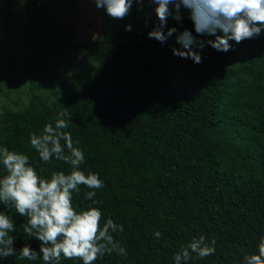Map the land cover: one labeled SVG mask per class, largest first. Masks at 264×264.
Instances as JSON below:
<instances>
[{"label": "trees", "instance_id": "trees-1", "mask_svg": "<svg viewBox=\"0 0 264 264\" xmlns=\"http://www.w3.org/2000/svg\"><path fill=\"white\" fill-rule=\"evenodd\" d=\"M171 27L197 35L184 15L169 18L164 31ZM150 30L131 31L127 42L115 36L93 42L97 77L75 84L53 108L32 94L24 108L5 112L0 148L28 155L44 178L68 173L63 161H41L30 135L70 113L64 131L84 153L80 168L104 181L94 206L104 221L124 228L112 235L127 256L106 254L95 264H174V254L200 235L215 239V254H193L188 264H242L264 236V48L229 41V62L204 47L196 64L173 55L180 47L175 34L160 43ZM34 61L42 66L39 57ZM88 191L81 185L73 192L77 212L92 203ZM0 211L15 222L17 249L0 264H44L42 256L18 259L24 244L38 252L40 242L23 232L26 218L14 208L0 204Z\"/></svg>", "mask_w": 264, "mask_h": 264}, {"label": "clouds", "instance_id": "clouds-1", "mask_svg": "<svg viewBox=\"0 0 264 264\" xmlns=\"http://www.w3.org/2000/svg\"><path fill=\"white\" fill-rule=\"evenodd\" d=\"M97 9H104L113 19H124L133 4L142 9L144 0H93ZM156 5L154 11L159 23L149 31L148 37L165 43L175 34L180 47H173V55L203 62L202 50L205 43L221 52H228L232 45L259 37L264 32V0H149ZM170 5L172 8H170ZM189 11L194 31L167 28V19L172 16L181 21V8ZM174 9V10H173ZM139 10V9H138ZM127 31L131 25H126ZM222 33V35L217 33ZM214 36V40L200 39L199 36ZM64 117H68L65 120ZM71 119L67 110L58 114L55 125L44 126L40 135H30V144L41 161L47 163L53 157L70 166V171L56 172L50 178L42 177L32 166L28 155L0 148V204L14 208L26 218L23 232L40 242L39 251L27 243L19 248L18 259L36 261L42 256L44 264H60L61 259H79L83 264H95L98 258L115 253L127 256V251L112 233L123 232V225H117L111 218L104 221L103 212L95 207L96 190L104 187V181L97 173H87L80 166L85 160L83 151L74 146L71 133L64 131ZM63 141V143H62ZM43 171V169H41ZM83 185L91 191L86 199L92 203L77 212L73 207V192H79ZM103 221V223H102ZM16 232L13 218L0 211V259L17 256L14 247ZM158 239L159 231L155 232ZM215 239L207 240L204 235L194 237L173 256L174 264H188L195 254L200 259L215 254ZM242 264H264V236H261L254 253L245 255Z\"/></svg>", "mask_w": 264, "mask_h": 264}, {"label": "rangeland", "instance_id": "rangeland-1", "mask_svg": "<svg viewBox=\"0 0 264 264\" xmlns=\"http://www.w3.org/2000/svg\"><path fill=\"white\" fill-rule=\"evenodd\" d=\"M155 7L144 0L142 9L134 3L124 19H113L93 0H0V120L5 112L24 108L32 94L53 108L75 84L96 78L93 42L106 36L127 42L131 31L152 29L159 23ZM180 11L191 20L186 8ZM262 38L264 32L242 43L264 48ZM214 39L204 35L205 42ZM205 48L220 62L231 60L229 51L207 43ZM38 57L41 67L34 61Z\"/></svg>", "mask_w": 264, "mask_h": 264}]
</instances>
